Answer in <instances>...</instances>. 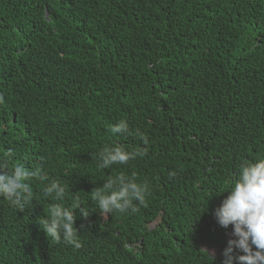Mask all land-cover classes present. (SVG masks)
I'll return each mask as SVG.
<instances>
[{
	"label": "trees",
	"instance_id": "1",
	"mask_svg": "<svg viewBox=\"0 0 264 264\" xmlns=\"http://www.w3.org/2000/svg\"><path fill=\"white\" fill-rule=\"evenodd\" d=\"M0 95L3 170L48 173L22 210L0 196V264H223L214 210L264 159V0H0ZM116 144L147 155L99 168ZM121 174L145 203L103 214L92 191ZM54 180L78 249L38 223Z\"/></svg>",
	"mask_w": 264,
	"mask_h": 264
},
{
	"label": "clouds",
	"instance_id": "2",
	"mask_svg": "<svg viewBox=\"0 0 264 264\" xmlns=\"http://www.w3.org/2000/svg\"><path fill=\"white\" fill-rule=\"evenodd\" d=\"M4 102V96L0 95V105ZM110 131L113 134H131L125 119L112 125ZM140 135L147 145L148 137ZM146 155L143 148L129 151L123 145H105L98 154V167L106 169L114 164L123 165ZM6 165L7 160L0 165V196L22 210L33 199V188L28 181L31 178L47 180L48 173L43 165L30 170L23 164L14 165L13 171L8 173L3 170ZM149 190V184L137 182L135 174L131 177L121 174L109 176L103 186L95 188L91 195L103 214L135 213L137 206L145 203ZM226 192L228 195L213 213L221 227L227 229L231 225L233 228L234 238L228 240L223 251V264H264V159L241 165L238 179L231 190ZM66 194V186L59 181L54 180L44 188V195L59 203L52 204L49 208L50 216L38 223L42 224L47 237L78 249L82 244L75 226L77 218L74 209L63 204ZM80 211L84 218L89 216L83 209Z\"/></svg>",
	"mask_w": 264,
	"mask_h": 264
}]
</instances>
